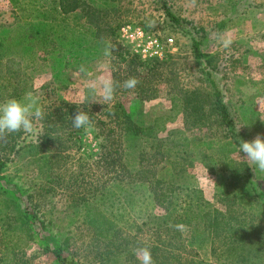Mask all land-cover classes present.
<instances>
[{
    "label": "rangeland",
    "instance_id": "374dc122",
    "mask_svg": "<svg viewBox=\"0 0 264 264\" xmlns=\"http://www.w3.org/2000/svg\"><path fill=\"white\" fill-rule=\"evenodd\" d=\"M125 25L174 43L161 59L143 60L120 38ZM130 77L139 84L123 88ZM105 81L120 85L110 101ZM215 91L234 136L217 116ZM28 93L44 117L31 132L0 138L8 183L0 201L14 215L10 191L20 189L21 206L36 217L33 238L8 221L0 248L21 241L14 257L0 259L58 264L53 249L61 246L79 264H140L135 250L148 247L154 264H264V172L238 154L241 140L264 136V0H0V103ZM115 102L159 137L171 133L173 157L186 169L176 182L202 191L212 205L206 224L216 218L218 226L165 227L144 187L121 211L123 241L99 239L83 222L87 200L109 218V202L95 198L109 190V167L98 163L89 129L71 134L54 117L66 105L98 115Z\"/></svg>",
    "mask_w": 264,
    "mask_h": 264
},
{
    "label": "trees",
    "instance_id": "16d2710c",
    "mask_svg": "<svg viewBox=\"0 0 264 264\" xmlns=\"http://www.w3.org/2000/svg\"><path fill=\"white\" fill-rule=\"evenodd\" d=\"M59 8L62 12H67L61 3H59ZM107 32H109V28H107ZM39 33L37 30L33 36H40L41 33ZM195 46V51L201 58L203 55L200 53L198 45ZM124 55H129V52ZM133 60L136 59L132 58L131 61ZM156 62L159 64L158 61ZM66 106L67 112L55 116V122L69 126L71 134L75 132L84 135L85 130L89 129L97 145L98 163H104L105 167H109V190L99 189L100 199L95 197L97 202H109V218L106 212L100 209L101 206L94 207L92 203L90 204L91 200L85 201L84 205L83 222L91 228L97 238L108 240L109 243L123 241L122 231L118 225L119 222H122L123 212L121 211L133 206L135 203L133 193L140 192L138 191L140 187H144L154 204L163 209L164 214L161 215V222L165 227L179 224L190 227L193 220L203 222L206 231L218 226L216 218L210 224H206L209 215L206 208L212 207V205L204 200L202 191L194 186L179 185L176 182L181 174L186 173V169L181 163L183 159H178V157L174 159L175 157H173L170 143L171 133L162 138L158 136L152 125L142 126L136 123L129 110L124 108L121 102L106 106L98 115L89 113L85 109H78L76 106ZM214 107L226 132L234 136V126L229 120L219 91H215ZM76 110L88 113L92 121L91 128L77 129L73 127L71 118ZM48 123L52 124V121L49 120ZM5 167L6 162L2 161L0 157L1 186L2 183L8 184L6 178L1 175ZM10 194L9 203L15 214L10 215L9 210L5 207L7 204L0 201V229L8 221H12L31 241L33 238L32 226L36 217L35 215L30 216L26 207L21 206L19 195L22 192L20 189L17 188L15 194L10 191ZM126 194L129 195V199H126ZM219 201L222 200L219 199ZM124 202L126 207L124 205L121 207L122 204H125ZM214 212H218L217 209ZM20 241L21 238L11 243L2 240L1 257L8 255L14 257ZM53 250L58 264H79L64 256L61 246H56ZM0 260L5 262L3 258ZM4 264H9V262Z\"/></svg>",
    "mask_w": 264,
    "mask_h": 264
},
{
    "label": "clouds",
    "instance_id": "9594fccd",
    "mask_svg": "<svg viewBox=\"0 0 264 264\" xmlns=\"http://www.w3.org/2000/svg\"><path fill=\"white\" fill-rule=\"evenodd\" d=\"M230 41L225 42V47ZM139 84L136 77H130L123 82V88L135 89ZM119 84L111 81H105L103 85V96L106 101H110ZM31 99L10 98L0 103V138H4L8 134L20 132H31L34 128V119L41 120L44 117L43 110L38 106V100L32 97L31 93L26 94ZM72 125L74 128H91L92 121L87 112L76 110L72 115ZM243 153V157L241 156ZM243 159L254 164L259 171L264 172V136L257 134L251 141L241 140L239 144V153ZM179 230L185 228L184 225H175ZM137 259L140 264H154L151 250L148 247L137 248L135 250Z\"/></svg>",
    "mask_w": 264,
    "mask_h": 264
},
{
    "label": "built area",
    "instance_id": "2783aa9c",
    "mask_svg": "<svg viewBox=\"0 0 264 264\" xmlns=\"http://www.w3.org/2000/svg\"><path fill=\"white\" fill-rule=\"evenodd\" d=\"M119 35L122 40L132 47L134 53L143 60L149 58L161 59L165 49L171 47L174 43L171 38L162 42L156 37L149 36L142 29L129 25L122 26L119 29Z\"/></svg>",
    "mask_w": 264,
    "mask_h": 264
}]
</instances>
